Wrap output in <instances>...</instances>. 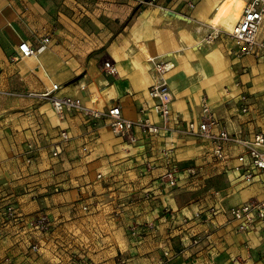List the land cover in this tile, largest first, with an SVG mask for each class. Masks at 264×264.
I'll return each mask as SVG.
<instances>
[{"label": "crops", "instance_id": "1", "mask_svg": "<svg viewBox=\"0 0 264 264\" xmlns=\"http://www.w3.org/2000/svg\"><path fill=\"white\" fill-rule=\"evenodd\" d=\"M155 2L166 9L128 0H0V264H264V229L239 231L227 213L260 196L261 184L232 170L234 159L219 165L209 140L139 127L117 135L77 111L60 118L49 101L28 95L57 83V96L99 111L118 105L130 120L160 124L147 95L155 74L149 60L157 57L173 63L171 129L198 119L206 97L229 132L264 134V58L229 57L223 34L201 42L207 21L227 15L214 9L228 0ZM45 36L36 57L14 58L20 41L37 47ZM105 59L115 75L104 73ZM62 130L69 138L52 156ZM164 148L178 167L173 187L162 176ZM7 204L45 212L50 230L28 233L6 220ZM211 206L217 213L208 218Z\"/></svg>", "mask_w": 264, "mask_h": 264}, {"label": "built area", "instance_id": "2", "mask_svg": "<svg viewBox=\"0 0 264 264\" xmlns=\"http://www.w3.org/2000/svg\"><path fill=\"white\" fill-rule=\"evenodd\" d=\"M128 1L139 8L157 7L160 10L166 9L158 5L155 0ZM189 6L193 7V4L190 3ZM214 10L217 12L218 6ZM206 24L209 30L202 37L201 42L210 43L220 34H226L237 46L236 55L259 57L264 54V37L260 35V30L264 26V0H246L242 5L236 23L230 30H224L220 25H212L210 20ZM48 40V36L43 37L37 47H32L26 41H20L14 58L36 57L46 48ZM149 62L152 64L155 74L154 82L148 87L147 95L152 101L150 109L160 118V124L153 123L147 117L130 120L122 115L118 105H112L106 111H99L88 107L78 97L57 96L55 93L61 87L57 83H52L50 88L40 93H28V95L49 101L52 109L60 118L63 117L65 112L77 111L95 121H105L111 131L117 135L130 133L133 127H139L142 131L149 134H158L160 130L167 132L171 130L209 140L211 142L212 157L219 165L224 166L228 161L234 159L235 163L232 165V170L240 172L242 179L247 183L258 180L262 187L260 196L247 200L242 204L231 206L227 210L229 219L236 223V228L239 231L245 230L254 224H258L264 229V134L256 132L251 137L244 138L238 133L229 132L220 125V121L210 107L206 97L201 99L198 119L188 121L185 127L171 129L169 121L172 93L167 83V75L173 68V63L157 57H152ZM102 68L105 74L115 75L117 73V68L110 59L103 61ZM81 88L83 89L84 87L81 86ZM245 99L246 96L244 95L240 97L242 102H245ZM247 109L248 106L244 103L241 106V111L246 112ZM59 136L60 142L52 147V156L58 155L60 143L67 141L69 138L64 130L60 131ZM231 145H239L242 149L234 155L229 150ZM33 150L34 147L28 144L27 153ZM170 152L171 148H164L162 151L165 159V171L162 176L166 183L173 187L177 183L178 167L172 160ZM26 160L29 162L30 157H27ZM189 173H193L192 169H189ZM97 177L99 178L100 174ZM2 211L6 220L14 222V224H17L28 233H45L51 228V221L43 211L22 214L12 204L5 205ZM206 212L209 218L217 213V209L211 206L206 209ZM193 216L201 218L202 211H195ZM185 220L183 219L182 222H185ZM198 240V237H194L192 243L196 244ZM30 248L37 250L38 244L31 242ZM164 254L167 255L168 253L164 252ZM122 263L119 260V264Z\"/></svg>", "mask_w": 264, "mask_h": 264}, {"label": "rangeland", "instance_id": "3", "mask_svg": "<svg viewBox=\"0 0 264 264\" xmlns=\"http://www.w3.org/2000/svg\"><path fill=\"white\" fill-rule=\"evenodd\" d=\"M246 0H239V2L242 4V3H244ZM236 2L235 3H233V0H228V4H227V8H225V6H218V10H221V11H223V13L224 14H226L227 13V15L225 16V18L224 19H226V24L227 25H230V27L229 28H227L226 26H225V22H224V19H222V21H221V19H219V18H217L218 19V23L220 24V26H221V28L222 29H224V30H230L231 29V27H232V25L231 24H228V23H230L231 21H233L234 19L235 20H237L236 18H237V15L235 14L236 12H238V11H240V10H234V8L236 7ZM236 9V8H235ZM223 17V15L221 16V18ZM212 18V17H211ZM211 18L209 19V20H211ZM213 19V18H212ZM216 19V18H215ZM209 20L207 21V23L209 22ZM232 23V22H231ZM221 40H224V41H227V42H229L230 43V45H231V47H229L228 49L229 50H227V55L229 56V57H234V58H237V59H239V58H241V56H238V55H236V48H237V46H236V44H235V42L228 36V35H226V34H223L221 37H219ZM233 45V46H232ZM232 47H235V49L234 48H232ZM257 58H264V54H262V55H260L259 57H257ZM244 96H247V95H245V94H243ZM247 98V97H246Z\"/></svg>", "mask_w": 264, "mask_h": 264}, {"label": "bare ground", "instance_id": "4", "mask_svg": "<svg viewBox=\"0 0 264 264\" xmlns=\"http://www.w3.org/2000/svg\"><path fill=\"white\" fill-rule=\"evenodd\" d=\"M215 17H213V19H211L210 21H211V23H212V25H220L219 23H218V19H217V15H214ZM216 18V19H215ZM262 33H264V30H262L261 31Z\"/></svg>", "mask_w": 264, "mask_h": 264}]
</instances>
